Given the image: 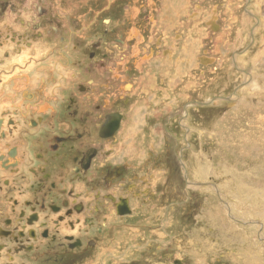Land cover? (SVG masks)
I'll return each instance as SVG.
<instances>
[{"label": "flooded vegetation", "instance_id": "obj_1", "mask_svg": "<svg viewBox=\"0 0 264 264\" xmlns=\"http://www.w3.org/2000/svg\"><path fill=\"white\" fill-rule=\"evenodd\" d=\"M61 9L51 0H0V264H152L154 257L172 256L185 244L180 218L199 184L193 186L178 153L172 177L182 190L173 189L176 201L168 202V180L160 210L143 220L163 190L125 172L127 165L145 166L128 151L144 147L136 144L138 124L132 129L143 72L127 63L130 57L103 62V52L98 61L102 41L90 35L99 16L72 25ZM83 44L91 45L88 51ZM105 84L113 94L123 89L130 116L104 112ZM183 191L187 201L177 200ZM123 229L137 230L136 239L118 244Z\"/></svg>", "mask_w": 264, "mask_h": 264}, {"label": "rangeland", "instance_id": "obj_2", "mask_svg": "<svg viewBox=\"0 0 264 264\" xmlns=\"http://www.w3.org/2000/svg\"><path fill=\"white\" fill-rule=\"evenodd\" d=\"M53 3L72 25L99 16L90 35L102 41L98 61L103 52V62L121 64L130 57L127 63L143 72L134 91L142 99L133 103L132 129L137 123L136 144L144 147L128 151L145 166L127 165L125 172L140 185L153 189L161 183L163 189L143 220L160 210L168 180V202L176 201L173 189L182 190V181L172 177L178 153L193 186L199 184L180 218L185 244L172 256L152 258V264L178 258L188 264H264V0H51L52 8ZM83 47L88 51L91 45ZM107 84L104 112L130 116L123 89L113 94ZM179 195L177 200L187 201L184 191ZM123 231L118 244L138 233ZM112 248L121 254V246Z\"/></svg>", "mask_w": 264, "mask_h": 264}, {"label": "bare ground", "instance_id": "obj_3", "mask_svg": "<svg viewBox=\"0 0 264 264\" xmlns=\"http://www.w3.org/2000/svg\"><path fill=\"white\" fill-rule=\"evenodd\" d=\"M86 29V28H85ZM257 115V114H256ZM233 117V116H232ZM234 118V117H233ZM259 118V117H258ZM236 119V118H235ZM251 119V118H250ZM239 120V119H238ZM237 120V121H238ZM245 121H246V119H245ZM257 122V121H256ZM260 122V121H259ZM246 123V122H245ZM243 124H244V121H243ZM263 124V123H262ZM238 125V124H237ZM240 125V124H239ZM249 125V124H248ZM242 126V125H241ZM243 127V126H242ZM262 128V127H261ZM248 129V128H247ZM264 129V128H263ZM242 130V129H241ZM249 131V130H248ZM252 131V130H251ZM252 133V132H251ZM254 134V133H253ZM256 138V137H255ZM263 140V139H262ZM257 141V140H256ZM258 142V141H257ZM260 143V142H259ZM260 152V151H259ZM258 152V153H259ZM264 154V153H263ZM238 155V154H237ZM242 156V153L240 154V156L239 157H241ZM261 156V155H260ZM238 157V156H237ZM259 158V157H258ZM189 187V186H188ZM187 189V188H186ZM200 190V189H199ZM105 213V212H104ZM119 214V213H118ZM107 227V224H104V228H106ZM110 237V236H109ZM112 239V238H111ZM252 252V251H251ZM251 255H253V254H251ZM250 258V257H249ZM135 259V258H134ZM134 262V261H133Z\"/></svg>", "mask_w": 264, "mask_h": 264}]
</instances>
